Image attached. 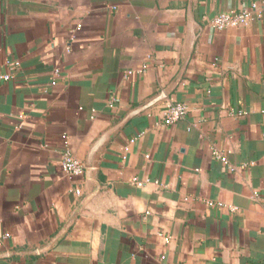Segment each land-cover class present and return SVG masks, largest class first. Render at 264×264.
<instances>
[{
  "label": "crops",
  "instance_id": "0c3cea01",
  "mask_svg": "<svg viewBox=\"0 0 264 264\" xmlns=\"http://www.w3.org/2000/svg\"><path fill=\"white\" fill-rule=\"evenodd\" d=\"M252 1L0 0V264H264Z\"/></svg>",
  "mask_w": 264,
  "mask_h": 264
},
{
  "label": "built area",
  "instance_id": "2783aa9c",
  "mask_svg": "<svg viewBox=\"0 0 264 264\" xmlns=\"http://www.w3.org/2000/svg\"><path fill=\"white\" fill-rule=\"evenodd\" d=\"M263 5L252 1L244 8L220 12L212 18L211 23L217 29H224L230 26L247 25L248 22L253 18L260 17V10L263 8ZM75 28L76 30H79L81 28V24H77ZM53 76L54 77L51 81V84L55 85L56 78L60 76V70L54 69ZM12 77L13 76L10 73H0L1 80H8ZM113 105L114 103L111 101L109 106L113 107ZM188 110L189 107L185 102H169L163 111L162 123L167 126L173 125L180 119L184 118L188 114ZM213 153L216 157L221 156V154L218 152ZM61 167L63 171H65V173L70 176L80 175L84 170L83 163L67 151L63 153ZM132 181L139 186L143 184V182L137 178H133Z\"/></svg>",
  "mask_w": 264,
  "mask_h": 264
}]
</instances>
